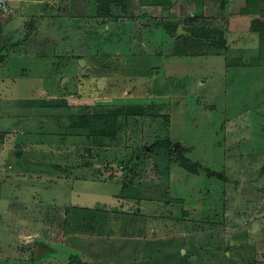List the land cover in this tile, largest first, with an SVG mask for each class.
<instances>
[{"label": "rangeland", "instance_id": "1", "mask_svg": "<svg viewBox=\"0 0 264 264\" xmlns=\"http://www.w3.org/2000/svg\"><path fill=\"white\" fill-rule=\"evenodd\" d=\"M56 1L32 39L35 21L15 22L14 41H25L0 53V264H47L53 246L80 264H175L181 253L225 264L227 251L229 264H264L259 37L178 55L155 24L190 17L194 0H125L105 19L103 37L117 40L106 44L89 34L104 21L94 0L80 19L73 0ZM108 106L127 114L115 139L75 129L80 111ZM165 137L197 175L151 148Z\"/></svg>", "mask_w": 264, "mask_h": 264}, {"label": "trees", "instance_id": "2", "mask_svg": "<svg viewBox=\"0 0 264 264\" xmlns=\"http://www.w3.org/2000/svg\"><path fill=\"white\" fill-rule=\"evenodd\" d=\"M94 1L97 5V8H99L97 9L98 12L96 17H99L100 19L104 18V21L100 24L102 25L101 29L98 28V25H96V27L95 23H92L91 25H93V27H88L89 34H96L100 32L99 35L101 36V40H104V38L107 37H103L104 33H102L105 27L104 25H107L105 19H109V17L112 19V21L118 19V17H112V15L110 16V10L117 6L122 7L123 9L126 7L127 3L125 0ZM134 2V5L141 7L173 6L169 0H135ZM202 3L203 0H194V5L196 6L201 7ZM107 23L109 24V22ZM182 24L183 27L180 28ZM263 24L264 22H260V25ZM155 25H157L156 27L162 29L163 33L168 37V39L173 42V52L177 53L178 55H211L218 53L219 51H225L228 47L227 36L225 34L226 32L219 26L218 22L207 20L199 11L198 13H195L194 15H191L185 19L168 18ZM135 39L137 40V37H135ZM259 39L261 46L258 49V56L259 58L263 59L264 35H261ZM23 41L25 40H22L21 43ZM108 42L117 45V40H115L113 35L108 39L106 44ZM81 59L82 58H79L78 60ZM126 116L127 114L123 106H108L102 107L101 109L86 108L79 112L75 129L88 138L115 139L119 131L120 122L123 121V118ZM167 117L168 116H165V119H167ZM151 148L167 151L168 157L174 162L178 163L180 167L190 175H197L199 171L202 170L198 162H194L186 158L184 150L178 147L174 149L173 142L169 137L156 140L151 145ZM207 173L208 175H214V173H211L210 171ZM53 248L54 251L47 255V264H80V258H78L75 254L71 252L64 254L62 251H59L56 246H53ZM226 253L229 254V252L227 251L223 255L224 263L226 261L225 264H229L233 259L229 258L230 254L227 256ZM187 259L188 256H186V254L174 257L175 264H182L184 261H187L188 264H191L190 260L188 261ZM234 264L237 263L235 262Z\"/></svg>", "mask_w": 264, "mask_h": 264}, {"label": "crops", "instance_id": "3", "mask_svg": "<svg viewBox=\"0 0 264 264\" xmlns=\"http://www.w3.org/2000/svg\"><path fill=\"white\" fill-rule=\"evenodd\" d=\"M73 1L75 4L74 15H76L77 19H80L78 17L79 15L84 16L86 14L85 2L84 0ZM186 1L192 3L193 0H178L174 4L181 5ZM56 2V0H12L10 4V14L4 19H0V53L8 46L11 48L12 53L15 52L16 45L22 46L21 42L14 41L15 34L13 27L15 22L23 18H26L25 20L30 19L29 21H35L34 28L32 30L29 28L26 33V37L32 39L36 28H38V23L40 24L42 20L45 22L52 20L53 15L51 8L57 4ZM155 8L163 9L166 7ZM198 11L201 12L203 17L207 20L218 22L219 26L226 32L227 46L230 42L228 40L229 37L243 38L246 36L258 38L262 34L264 35V24L260 25V22H264V0H203L201 7L194 4L192 6V15ZM177 17L181 18L182 15H178ZM80 29H83V27ZM49 31L51 32L52 30ZM77 31H79L78 25ZM238 51L243 52L245 50L240 48ZM253 52H255V50ZM3 58L5 59V57L0 56L1 61H4ZM151 231L155 232L153 229H151ZM181 255L183 254L181 253ZM226 255L228 256L229 254L226 253ZM195 256H190L189 260L191 264H196ZM199 259L201 262L204 261L205 264H214V261L221 260L220 256L214 259L206 257H201Z\"/></svg>", "mask_w": 264, "mask_h": 264}, {"label": "built area", "instance_id": "4", "mask_svg": "<svg viewBox=\"0 0 264 264\" xmlns=\"http://www.w3.org/2000/svg\"><path fill=\"white\" fill-rule=\"evenodd\" d=\"M11 2L12 0H0V19H4L10 14Z\"/></svg>", "mask_w": 264, "mask_h": 264}, {"label": "water", "instance_id": "5", "mask_svg": "<svg viewBox=\"0 0 264 264\" xmlns=\"http://www.w3.org/2000/svg\"><path fill=\"white\" fill-rule=\"evenodd\" d=\"M170 1V3L171 4H174L176 1H178V0H169ZM180 30V29H179ZM137 37H138V40H140V36H139V34H137ZM179 146V143L178 142H175L174 144H173V148L174 149H176L177 147ZM17 148H20L19 146H17ZM180 149H182V150H185L186 149V147H179Z\"/></svg>", "mask_w": 264, "mask_h": 264}]
</instances>
